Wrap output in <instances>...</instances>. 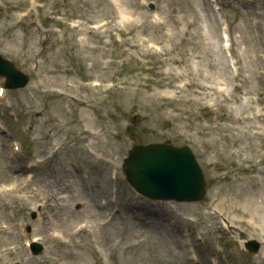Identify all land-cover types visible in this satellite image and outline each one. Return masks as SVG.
<instances>
[{"label":"rangeland","instance_id":"374dc122","mask_svg":"<svg viewBox=\"0 0 264 264\" xmlns=\"http://www.w3.org/2000/svg\"><path fill=\"white\" fill-rule=\"evenodd\" d=\"M202 2L206 5L200 6L197 0H0V52L31 77L26 89L7 93L2 111L3 121L9 125L8 133L18 142L28 140L29 148L23 152L22 164L0 178L1 258H8L5 251L14 248L16 255L10 257L19 264H44L45 261L48 264H188L191 253L185 235L187 231H194L191 224L201 226L205 223L208 228L213 223V219L205 215L207 209L204 204H177L175 209L169 210L168 203L136 197L128 189L123 176H120L122 193L118 203L109 191V177H112L111 165H120L132 143L138 141L130 134L134 111L144 118L136 129L137 134L145 137V132L167 128L166 123L170 121L168 107H173L164 104L162 94L167 90L178 93V96L198 97L194 108H200L207 103L203 97L218 93L212 85L203 82L204 77L212 76L221 79L230 88V93L239 96L240 100L235 104L240 108L244 106L241 114L246 115L249 108H255L254 97L249 94L264 91V75L252 77L255 70L264 74V15L256 18L257 10L245 4L246 0H223L227 32L230 37H241L245 59L249 60L245 65L239 58L241 62L233 66L230 60L233 58L234 63L236 60L232 52L234 50L238 55L239 44L231 50L221 48L217 41L220 27L212 17L206 0ZM126 18L130 21L126 22ZM120 20L123 23L118 29ZM106 23L110 26L99 30ZM87 31L111 33L101 41ZM151 43L164 48L165 53L158 55L153 49L148 50ZM101 44L107 46L105 59H100L101 51L88 50V47ZM130 54L133 64H130L129 70L123 74L116 72V64L122 63L123 58ZM114 55L120 58L112 62ZM195 56H199L201 70L192 71L189 59ZM78 58L85 68L94 65L91 73L97 80H106L104 90L96 89L107 97L104 101L99 94L92 96L80 87L84 74L78 67ZM99 59L107 63L104 70L96 65ZM258 62L262 66H258ZM236 67H242L246 81L236 79ZM62 81L70 85L71 90L67 94L85 97L96 108L79 109L72 131L63 129L68 117L52 109L59 98L51 95L63 92ZM234 83L242 84V89L234 88ZM195 88L200 89L199 95L193 93ZM219 99L215 107L227 108L228 102ZM244 99L246 102L243 104L241 101ZM66 108L72 114L68 105ZM44 110L51 112L55 124L49 122ZM10 114L18 121L16 125L6 119ZM253 115L254 112L250 113L251 117ZM221 123L223 126L216 132L220 133L223 144L219 146L218 142L211 140L213 144L210 148L217 149L215 156L226 148H237L248 159L246 163L250 171L236 181L210 178L212 198L218 191L227 190L221 184L238 189L241 195L246 194L248 200L243 198V202H238L239 206L246 202L247 206L259 211V216L249 218L250 223L237 221L235 226L242 232L243 238L261 237L260 240L264 241V229L261 228L264 224V205L260 208L256 203L261 190L253 179V172L258 168L249 154L259 150L246 138L254 136L264 140V136L256 134L261 131L240 126L246 136H243L244 141L238 142L240 136L234 130L235 123L223 119ZM196 132L197 138H192V144L197 149V156L204 157L207 145H202L206 130L201 126L200 130L196 128ZM55 147H60V151L52 158L50 156ZM92 153L94 157H91ZM3 160L4 157L1 164ZM24 163L33 166L29 172H22ZM258 172L257 178H264V167ZM33 175V180L26 185V178ZM18 183L22 188L17 193L8 191ZM29 186L38 189L41 198L44 186L54 198L55 192H59L60 197L61 194L70 196L68 203L63 201L61 204L64 214V206L78 200L89 207L93 200L106 197L112 201L113 207L105 212V219L94 220L89 212L75 219L70 226L72 235L67 239L69 245L64 246L51 239L57 230L45 214H40L41 210L33 211V202L24 198L27 193L25 188ZM68 188L72 189L70 195ZM124 190L139 201L134 202ZM227 195L225 192L220 200ZM50 204H53L51 199ZM235 204H232L233 209ZM135 211L146 222L136 217ZM238 216L242 217L243 212ZM19 225L28 228L29 239L37 238L42 242L44 239V254H48L47 257L44 254L31 256L24 249ZM80 227H88L89 232L74 237ZM173 232L179 235L183 232L186 250L174 239ZM216 236L218 234L213 231L208 238ZM209 242L214 244V241ZM263 255L264 248L262 253L259 251L252 261L246 263V259H241L237 253L238 264H255V258L259 260ZM223 262L226 264L225 260Z\"/></svg>","mask_w":264,"mask_h":264},{"label":"bare ground","instance_id":"6f19581e","mask_svg":"<svg viewBox=\"0 0 264 264\" xmlns=\"http://www.w3.org/2000/svg\"><path fill=\"white\" fill-rule=\"evenodd\" d=\"M78 103L81 104V105H85V103L80 102V101H78ZM77 208H78V209H81V208H83V206L76 205V206H75V209H77ZM261 228L264 229V224L261 225ZM263 234H264V231H263Z\"/></svg>","mask_w":264,"mask_h":264}]
</instances>
